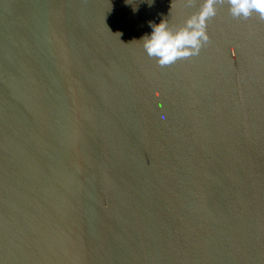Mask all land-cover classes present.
Returning a JSON list of instances; mask_svg holds the SVG:
<instances>
[{
    "label": "water",
    "instance_id": "95a60500",
    "mask_svg": "<svg viewBox=\"0 0 264 264\" xmlns=\"http://www.w3.org/2000/svg\"><path fill=\"white\" fill-rule=\"evenodd\" d=\"M148 2L0 0V264H264V19Z\"/></svg>",
    "mask_w": 264,
    "mask_h": 264
},
{
    "label": "clouds",
    "instance_id": "9594fccd",
    "mask_svg": "<svg viewBox=\"0 0 264 264\" xmlns=\"http://www.w3.org/2000/svg\"><path fill=\"white\" fill-rule=\"evenodd\" d=\"M215 3L216 0H205L202 10L178 28L170 27L165 19H161L159 23L149 21L150 33H145L139 39L143 42L145 52L161 65L199 54L201 47L209 39L205 21L206 18L215 15ZM228 4L233 17L247 18L252 12H256L261 19H264V0H228Z\"/></svg>",
    "mask_w": 264,
    "mask_h": 264
}]
</instances>
